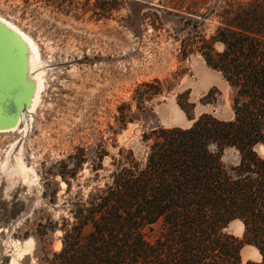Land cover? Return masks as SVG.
Masks as SVG:
<instances>
[{"label":"rangeland","instance_id":"1","mask_svg":"<svg viewBox=\"0 0 264 264\" xmlns=\"http://www.w3.org/2000/svg\"><path fill=\"white\" fill-rule=\"evenodd\" d=\"M227 1L0 0V18L29 43L15 42L18 52L24 47L23 69L0 40V85L8 94L0 99L8 96L20 117L13 125L0 107V264H45L60 249L67 197L61 172L76 174L72 193H85L93 174L115 167L120 149L141 159V134L151 127H187L204 112L231 117L227 83L199 52L183 53L180 42L190 28L181 16L208 37ZM155 80L161 93L140 104L139 96L155 89L142 83ZM121 109L131 119L119 122ZM238 222L225 230L241 238ZM251 248L243 246L241 264L259 259Z\"/></svg>","mask_w":264,"mask_h":264},{"label":"trees","instance_id":"2","mask_svg":"<svg viewBox=\"0 0 264 264\" xmlns=\"http://www.w3.org/2000/svg\"><path fill=\"white\" fill-rule=\"evenodd\" d=\"M218 17L206 37L181 16L190 28L180 42L227 83L231 117L204 112L187 127H151L141 134L143 157L120 149L85 193L71 192L76 174H58L66 217L45 264H241L245 244L260 254L245 264H264V0L227 1ZM155 83H142L155 89L140 104L161 93ZM127 112L117 120L131 119ZM233 220L241 238L225 230Z\"/></svg>","mask_w":264,"mask_h":264},{"label":"bare ground","instance_id":"3","mask_svg":"<svg viewBox=\"0 0 264 264\" xmlns=\"http://www.w3.org/2000/svg\"><path fill=\"white\" fill-rule=\"evenodd\" d=\"M0 24H1L3 27L7 28V30L10 31V32L12 33V35L9 34V33H7V34H9V35L12 37V39H13L16 43H19V42L22 41V42H23V44H22L23 46L29 44L28 41H27V38L22 37V35H21L19 32H17L16 30H14V29L11 27V25L8 24V23H7L5 20H3L2 18H0ZM19 40H20V41H19ZM18 45H20V44H18ZM18 58H19V60L21 61L22 68L24 69V68L26 67V65H27V62H26V58H25V56H24V47H22V46H21V49H20L19 52H18ZM3 95H8V94H7V91H6V89L4 88V86H3V84H2V85H0V97L3 96ZM34 95H35V93H34ZM0 107H2V100H1V99H0ZM19 121H20V117L17 116V117L14 119V123H13V125H17V124L19 123ZM9 127H10V126H8L5 130L9 129ZM259 150H260V152H264V149H263L262 146L259 148ZM19 163H20V162H19ZM239 222H240V221H239ZM239 222L237 223V225L239 224V227H240L241 229H243V224H242V223H239ZM242 249H243V248H242ZM242 249H241V255H242ZM250 251L255 252V254L258 253L257 255H258L259 258H260V254H259L258 250H257L254 246H252V248L250 249ZM17 253H18V252H17ZM21 253H22V252H21ZM17 256H19V255H17ZM17 256H16V257H17ZM10 264H18V263H17L16 259L11 258Z\"/></svg>","mask_w":264,"mask_h":264},{"label":"water","instance_id":"4","mask_svg":"<svg viewBox=\"0 0 264 264\" xmlns=\"http://www.w3.org/2000/svg\"><path fill=\"white\" fill-rule=\"evenodd\" d=\"M0 40L3 41L11 50V54L17 57L18 55V47L15 41L4 31L0 28ZM3 107L7 108L9 112H11L12 116L16 118L18 113V106H13L10 103L8 96H6L2 101ZM260 147V146H259ZM258 147V148H259Z\"/></svg>","mask_w":264,"mask_h":264}]
</instances>
